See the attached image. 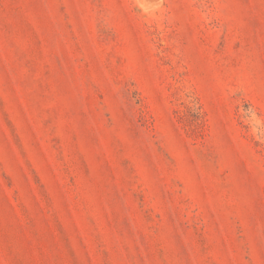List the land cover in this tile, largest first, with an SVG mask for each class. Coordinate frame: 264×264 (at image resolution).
<instances>
[{"label":"rangeland","instance_id":"obj_1","mask_svg":"<svg viewBox=\"0 0 264 264\" xmlns=\"http://www.w3.org/2000/svg\"><path fill=\"white\" fill-rule=\"evenodd\" d=\"M0 264H264V0H0Z\"/></svg>","mask_w":264,"mask_h":264}]
</instances>
